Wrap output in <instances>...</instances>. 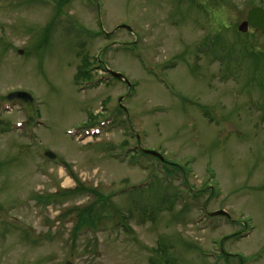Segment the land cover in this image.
<instances>
[{
	"label": "rangeland",
	"instance_id": "1",
	"mask_svg": "<svg viewBox=\"0 0 264 264\" xmlns=\"http://www.w3.org/2000/svg\"><path fill=\"white\" fill-rule=\"evenodd\" d=\"M256 6L0 0V264H264Z\"/></svg>",
	"mask_w": 264,
	"mask_h": 264
},
{
	"label": "water",
	"instance_id": "2",
	"mask_svg": "<svg viewBox=\"0 0 264 264\" xmlns=\"http://www.w3.org/2000/svg\"><path fill=\"white\" fill-rule=\"evenodd\" d=\"M124 27H126L129 30H131V28L128 27V26H124ZM249 27L258 28V29H260L261 32L264 33V8L263 7L256 6V7H253L252 9H250L248 11L246 20L243 21L238 26V30L240 32H242V33H246L249 30ZM108 72L112 76H114V77H116L118 79L124 80L128 85L131 84L121 73L115 72L113 70H108ZM15 98L16 99L17 98L23 99L24 101H32L33 100L32 96L30 94H28L27 92H24V91H16V92L10 93L8 95V99H10V100L15 99ZM144 152L148 153V154H151V155H154V156H157L161 160H164L163 156L161 154H159L158 152H156V151L144 150ZM47 155H49L51 158L55 157V155L53 153H51V152H47ZM211 215L212 216H215V215H226V216H229V214L226 211H224V210L215 211V212L211 213Z\"/></svg>",
	"mask_w": 264,
	"mask_h": 264
},
{
	"label": "trees",
	"instance_id": "3",
	"mask_svg": "<svg viewBox=\"0 0 264 264\" xmlns=\"http://www.w3.org/2000/svg\"><path fill=\"white\" fill-rule=\"evenodd\" d=\"M257 31H258L260 34H264V33L260 32L259 30H257ZM239 33H240V31H239ZM87 74H89V73H87ZM102 199H104V198H102ZM104 200H105V199H104ZM97 216H98V215H97ZM96 218H98V217H96ZM96 218L94 217L95 221L98 222V220H97ZM91 222H92V221H90L88 218H84V219H82V220L80 219V224H82V223H88V224L91 225V224H92ZM80 224H79V225H80ZM95 224H96V223H95ZM95 224H92V226H94ZM92 226H91V227H92Z\"/></svg>",
	"mask_w": 264,
	"mask_h": 264
},
{
	"label": "flooded vegetation",
	"instance_id": "4",
	"mask_svg": "<svg viewBox=\"0 0 264 264\" xmlns=\"http://www.w3.org/2000/svg\"><path fill=\"white\" fill-rule=\"evenodd\" d=\"M26 128H28V127H26ZM30 129V128H29Z\"/></svg>",
	"mask_w": 264,
	"mask_h": 264
}]
</instances>
